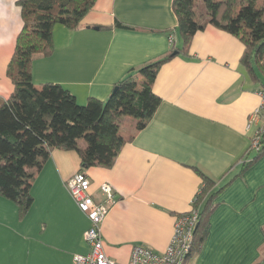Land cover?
<instances>
[{
  "label": "crops",
  "instance_id": "1",
  "mask_svg": "<svg viewBox=\"0 0 264 264\" xmlns=\"http://www.w3.org/2000/svg\"><path fill=\"white\" fill-rule=\"evenodd\" d=\"M19 1L0 0V102L14 91L8 67L23 28ZM171 36L181 47L173 0H97L77 30L54 27V51L32 63V80L61 85L80 105L106 101L131 70L170 53ZM244 49L214 25L196 33L187 54L161 67L153 84L161 104L146 128L136 131V121L124 117L121 135L133 140L111 168L84 171L97 202L104 201L102 185L114 191L102 226L110 259L128 264L138 244L166 250L177 216L192 210L202 187L196 168L228 186L201 254L187 264H264V154H247L261 86L241 66ZM247 156L256 161L242 172ZM79 171L77 152L55 149L34 178L25 216L0 196V264H75L89 252L90 221L66 188Z\"/></svg>",
  "mask_w": 264,
  "mask_h": 264
},
{
  "label": "trees",
  "instance_id": "2",
  "mask_svg": "<svg viewBox=\"0 0 264 264\" xmlns=\"http://www.w3.org/2000/svg\"><path fill=\"white\" fill-rule=\"evenodd\" d=\"M96 1L18 2L23 28L8 67L14 91L0 102V196L16 203L21 216L33 205L32 183L53 150L77 152L82 172L92 167L111 168L115 164L122 147L134 138L126 139L121 135L122 119L133 118L136 131L146 128L161 104L160 97L153 92L161 67L178 55L187 54L192 38L207 25L240 39L245 48L241 66L250 79L261 86L259 91L264 90V0H201V14L197 12V0H173L182 46L173 42L166 56L131 70L115 84L106 101L90 98L87 104L80 105L75 96L59 84L36 86L32 80V63L53 53L54 27L62 25L77 30ZM251 152L254 150L249 148L247 154ZM256 153L258 157L264 154V135L261 149ZM245 157L242 172L256 161ZM195 170L202 179V187L192 207L198 219L186 264L201 254L211 214L228 186L218 185Z\"/></svg>",
  "mask_w": 264,
  "mask_h": 264
},
{
  "label": "built area",
  "instance_id": "3",
  "mask_svg": "<svg viewBox=\"0 0 264 264\" xmlns=\"http://www.w3.org/2000/svg\"><path fill=\"white\" fill-rule=\"evenodd\" d=\"M173 43V37H170ZM260 105L251 114L247 129L254 125L257 129L251 143V149L255 152L261 149L264 135V90L259 91ZM66 188L72 196L79 210L85 214L90 227L84 234V240L89 246L86 255H76L75 264H119L110 259L104 250L102 226L112 206L115 203V195L111 186L104 184L101 191L104 195L103 202H97L91 193V181L86 173L79 171L66 183ZM198 219V213L191 211L177 216L174 233L169 246L164 252H155L144 245H135L128 264H186L193 246V233Z\"/></svg>",
  "mask_w": 264,
  "mask_h": 264
},
{
  "label": "rangeland",
  "instance_id": "4",
  "mask_svg": "<svg viewBox=\"0 0 264 264\" xmlns=\"http://www.w3.org/2000/svg\"><path fill=\"white\" fill-rule=\"evenodd\" d=\"M196 3H197V12H198V14H201L202 11H203L202 1L201 0H197ZM259 4H260V1H259Z\"/></svg>",
  "mask_w": 264,
  "mask_h": 264
}]
</instances>
